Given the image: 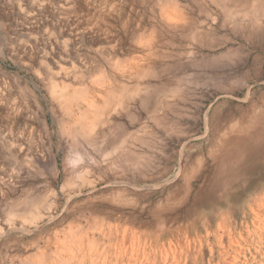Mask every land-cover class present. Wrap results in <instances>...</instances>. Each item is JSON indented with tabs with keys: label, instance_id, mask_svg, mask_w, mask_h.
I'll return each mask as SVG.
<instances>
[{
	"label": "rangeland",
	"instance_id": "rangeland-1",
	"mask_svg": "<svg viewBox=\"0 0 264 264\" xmlns=\"http://www.w3.org/2000/svg\"><path fill=\"white\" fill-rule=\"evenodd\" d=\"M263 97L264 0H0V264H264Z\"/></svg>",
	"mask_w": 264,
	"mask_h": 264
},
{
	"label": "bare ground",
	"instance_id": "bare-ground-1",
	"mask_svg": "<svg viewBox=\"0 0 264 264\" xmlns=\"http://www.w3.org/2000/svg\"><path fill=\"white\" fill-rule=\"evenodd\" d=\"M23 62V61H22ZM35 62V61H34ZM24 64V63H23ZM27 65V64H26ZM31 66V65H30ZM40 72V71H39ZM41 73V72H40ZM64 73V72H63ZM67 73V72H66ZM38 74V73H37ZM106 75V74H105ZM38 76V75H37ZM71 77V76H70ZM66 78V77H65ZM19 80V79H18ZM92 80V79H91ZM43 82V81H42ZM117 82V81H116ZM44 83V82H43ZM79 83V82H78ZM64 85V84H63ZM99 85V84H98ZM123 85V84H122ZM85 86V85H84ZM64 87V86H63ZM86 87V86H85ZM47 88V87H46ZM77 91H78V89H77ZM55 95H56V93H55ZM83 96V95H82ZM103 96V95H102ZM62 97H64V96H62ZM61 97V98H62ZM84 97V96H83ZM93 97V96H92ZM264 98V97H263ZM73 99V98H72ZM92 99V98H91ZM264 100V99H263ZM22 101V100H21ZM71 101V100H70ZM75 101V100H74ZM69 102V101H68ZM93 104H94V101L92 102ZM90 104V103H89ZM96 104V103H95ZM91 106H93V105H91ZM94 107V106H93ZM98 109V105H97V108H96V110ZM99 110V109H98ZM82 111V110H81ZM71 112V111H70ZM82 112H84V110L82 111ZM96 112V111H95ZM81 113V112H80ZM84 114V113H83ZM83 114H80V115H82L83 117H84V115ZM110 114V113H109ZM79 115V116H80ZM31 116V115H30ZM81 116V117H82ZM95 117H96V115H95ZM107 118V117H106ZM238 118V117H237ZM246 118H247V116H246ZM88 119V118H87ZM96 119V118H95ZM75 121V120H74ZM241 121V120H240ZM263 121V120H262ZM52 122V121H51ZM72 122V121H71ZM89 122H91V121H89ZM95 122V121H94ZM94 122H92V126H93V128H94ZM245 122V121H244ZM243 122V123H244ZM79 123V122H78ZM233 123V122H232ZM235 123V122H234ZM53 124V123H52ZM72 124V123H71ZM70 124V125H71ZM76 124V123H75ZM239 124V123H238ZM91 125V123L89 124V126ZM69 126V125H68ZM73 126V125H72ZM92 126H90L91 128H92ZM61 127H62V125H61ZM66 127V126H65ZM74 127V126H73ZM80 129L79 130H81L82 131V126L80 125ZM89 127V129H91ZM230 127V126H229ZM76 128V127H75ZM84 128L86 129V127L84 126ZM84 128H83V131H84V133H85V135L87 136V139H89V136H88V134L93 130V129H91L89 132H88V130L89 129H87V131L86 130H84ZM231 128L232 127H230V130H231ZM234 128V127H233ZM241 128H242V126H241ZM67 129V128H66ZM66 129L65 130H63V133L64 134H68V133H70L71 131L70 130H68L69 132L67 133V131H66ZM72 129V128H71ZM74 129V128H73ZM235 129V128H234ZM74 131L75 130H73V134H75L74 133ZM253 131V130H252ZM249 132L248 134H245V135H243L242 134V136L241 135H239V136H234L237 132H232V134L231 135H233V136H231L232 138H229V141L227 142V144H229L228 145V150L230 149L231 151H232V153L230 154V156L232 155H234V157H235V161H232L231 159H230V156H229V153H230V151H229V153H227V155H226V157L227 158H225L224 159V157H222L225 161H226V163H225V161L224 160H221V161H224V164H222L221 163V161H220V167L222 166V168H221V170L219 169L218 171L220 172V171H222L225 167L227 168V166H228V164H230V161L231 162H240V161H243L244 160V157L246 156V155H248V156H250V157H252V158H254V160H256V161H258L259 160V158H262V159H264V121L261 123V125L260 126H255V129H254V131L253 132ZM76 132H78L77 130H76ZM62 133V134H63ZM71 133V134H72ZM79 133V132H78ZM88 133V134H87ZM71 134H70V136H69V134H68V136L70 137V139L72 140H74V138H75V136H76V134H75V136H73V134H72V138H71ZM81 134H83V132L81 133ZM81 134H78V135H81ZM229 134V133H228ZM227 134V135H228ZM85 135L83 134V136L85 137ZM90 135V134H89ZM226 135V136H227ZM82 135H81V137H83ZM80 137V138H81ZM102 137V136H101ZM225 137V136H224ZM85 140H86V137L84 138ZM92 140V139H91ZM87 142L89 141V140H86ZM92 142V141H91ZM91 142H89V143H91ZM74 143V142H73ZM86 144V143H85ZM223 145H225V147H226V143L225 144H223ZM223 147V146H222ZM224 147V148H225ZM76 148V147H75ZM223 149V148H222ZM79 150H81V148H79ZM226 151H227V148H226ZM82 152V151H81ZM89 152V151H88ZM228 152V151H227ZM70 153H72V152H70ZM224 153H226V152H224ZM224 153H223V156H225L224 155ZM70 156V155H69ZM75 156V155H74ZM233 157V158H234ZM89 159V158H88ZM91 161V160H90ZM255 161V164L254 165H252L250 168H245V170H246V172L247 173H255V171L257 172L258 171V169H257V167H259L260 168V170H261V172H263L264 171V165L263 166H259L258 164H257V162ZM236 163V164H237ZM241 163V162H240ZM235 164V165H236ZM63 165V164H62ZM65 167V166H64ZM67 167V166H66ZM225 168V169H226ZM230 169V167L228 168V170ZM52 170V169H51ZM67 171H69L68 169H66ZM68 176H69V174H68ZM64 179V178H63ZM69 179H70V177H69ZM74 184V183H73ZM35 203V202H34ZM32 204V203H31ZM35 205V204H34ZM54 205V204H53ZM32 206V205H31ZM30 207V206H29ZM38 207V206H37ZM52 207V206H51ZM32 210H34V209H32ZM37 211V210H36ZM50 211V210H49ZM28 212V211H27ZM35 212V211H34ZM37 213V212H36ZM26 214V213H25ZM30 216V215H29ZM28 216V217H29ZM94 228V227H93ZM24 232V231H23ZM70 235V234H69ZM72 237V236H71ZM232 240V239H231ZM235 242V241H234ZM81 243V242H80ZM90 243V242H89ZM81 245V244H80ZM95 247V246H94ZM174 249V248H173ZM146 250V249H145ZM194 251V250H193ZM178 252V251H177ZM178 255V254H177ZM82 256H84V255H82ZM4 257V256H3ZM71 257V256H70ZM162 257V256H161ZM39 258V257H38ZM175 258V257H174ZM61 259V258H60ZM41 260V259H40ZM39 260V261H40ZM25 262V261H24ZM12 263V262H11ZM21 263H23V262H21Z\"/></svg>",
	"mask_w": 264,
	"mask_h": 264
}]
</instances>
